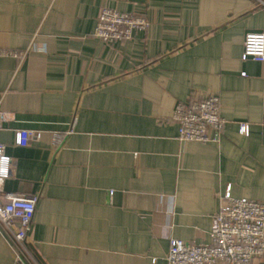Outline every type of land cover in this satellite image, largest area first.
Segmentation results:
<instances>
[{
  "label": "crops",
  "instance_id": "1",
  "mask_svg": "<svg viewBox=\"0 0 264 264\" xmlns=\"http://www.w3.org/2000/svg\"><path fill=\"white\" fill-rule=\"evenodd\" d=\"M104 6L145 31L94 37ZM247 32H264V0H0V50H27L0 54L5 189L38 196L24 264H166L170 238L209 241L227 188L264 200V62L241 60ZM199 92L219 96L218 142H181L168 120ZM19 129L53 147L16 145ZM15 260L0 229V264Z\"/></svg>",
  "mask_w": 264,
  "mask_h": 264
},
{
  "label": "built area",
  "instance_id": "2",
  "mask_svg": "<svg viewBox=\"0 0 264 264\" xmlns=\"http://www.w3.org/2000/svg\"><path fill=\"white\" fill-rule=\"evenodd\" d=\"M147 24L142 15L104 6L98 13L93 36L107 44L122 43L131 40L135 33L145 31ZM26 53L27 50H0L1 55L19 60ZM241 60L264 62V32L245 33ZM4 118L5 113L0 109V127ZM168 120L177 124V138L181 142H218L225 126L219 96L212 92L190 94L186 99L177 101ZM239 131L247 134L248 124L240 123ZM54 140V134L46 136L40 131L19 129L15 144L26 146L38 141L49 149L53 147ZM12 163V158L6 154V146L0 143V229L15 249V264H24L28 261L27 235L38 196L5 189ZM263 255L264 200L235 198L227 188L219 195L209 241L197 244L170 238L165 260L166 264H252Z\"/></svg>",
  "mask_w": 264,
  "mask_h": 264
}]
</instances>
